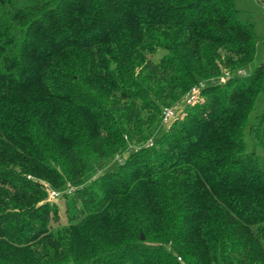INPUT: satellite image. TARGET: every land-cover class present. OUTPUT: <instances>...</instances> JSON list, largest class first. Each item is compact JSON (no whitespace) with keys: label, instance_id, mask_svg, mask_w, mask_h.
<instances>
[{"label":"trees","instance_id":"16d2710c","mask_svg":"<svg viewBox=\"0 0 264 264\" xmlns=\"http://www.w3.org/2000/svg\"><path fill=\"white\" fill-rule=\"evenodd\" d=\"M256 43L233 0H0V264H264Z\"/></svg>","mask_w":264,"mask_h":264},{"label":"rangeland","instance_id":"374dc122","mask_svg":"<svg viewBox=\"0 0 264 264\" xmlns=\"http://www.w3.org/2000/svg\"><path fill=\"white\" fill-rule=\"evenodd\" d=\"M234 5L239 10V17L243 22L249 23L252 26V29L257 37L256 51L253 61L244 69L246 73H250L258 64L264 60V5L258 3L257 0H233ZM261 101L259 100L256 105L255 111L251 114L249 125L252 123L255 115L260 111ZM176 115L180 114L183 105L179 104L174 106ZM245 140L249 146L252 147L251 133L249 129L246 133ZM256 154L259 157V161L262 167H264V153L260 147H257L255 150ZM119 161L115 159L110 168H115L118 165ZM59 208L60 220L62 222L66 221V216L64 214V199L57 197L54 199Z\"/></svg>","mask_w":264,"mask_h":264},{"label":"built area","instance_id":"2783aa9c","mask_svg":"<svg viewBox=\"0 0 264 264\" xmlns=\"http://www.w3.org/2000/svg\"><path fill=\"white\" fill-rule=\"evenodd\" d=\"M238 74H243L244 71L239 70L237 72ZM229 76L228 72H224L223 75H221L220 77H218V82H224L225 79ZM204 86V82L199 83L198 85L193 86L189 92L186 94L185 96V102L186 104H191L193 103V101L197 98L198 94H199V90L201 87ZM176 116V111L174 109V107H170V106H165L162 109V123L163 124H170L173 119ZM70 191V189H69ZM59 195V192L56 190H51L49 193V199H55L57 198ZM180 258V257H178Z\"/></svg>","mask_w":264,"mask_h":264},{"label":"water","instance_id":"95a60500","mask_svg":"<svg viewBox=\"0 0 264 264\" xmlns=\"http://www.w3.org/2000/svg\"><path fill=\"white\" fill-rule=\"evenodd\" d=\"M140 237H141V238H143V237H144L142 233L140 234Z\"/></svg>","mask_w":264,"mask_h":264}]
</instances>
